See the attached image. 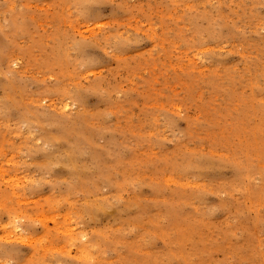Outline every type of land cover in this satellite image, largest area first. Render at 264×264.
<instances>
[{"label":"rangeland","instance_id":"374dc122","mask_svg":"<svg viewBox=\"0 0 264 264\" xmlns=\"http://www.w3.org/2000/svg\"><path fill=\"white\" fill-rule=\"evenodd\" d=\"M0 264H264V0H0Z\"/></svg>","mask_w":264,"mask_h":264}]
</instances>
